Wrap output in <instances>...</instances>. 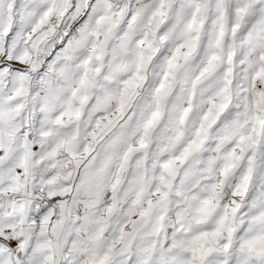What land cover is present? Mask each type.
I'll return each mask as SVG.
<instances>
[{
    "label": "snow or ice",
    "instance_id": "snow-or-ice-1",
    "mask_svg": "<svg viewBox=\"0 0 264 264\" xmlns=\"http://www.w3.org/2000/svg\"><path fill=\"white\" fill-rule=\"evenodd\" d=\"M0 264H264V0H0Z\"/></svg>",
    "mask_w": 264,
    "mask_h": 264
}]
</instances>
